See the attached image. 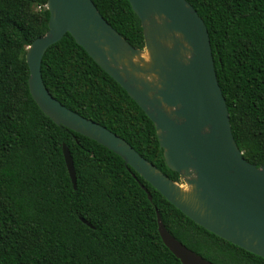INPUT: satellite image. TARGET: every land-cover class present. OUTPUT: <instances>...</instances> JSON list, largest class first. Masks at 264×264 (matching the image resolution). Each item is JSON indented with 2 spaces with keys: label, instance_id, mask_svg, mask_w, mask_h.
Returning a JSON list of instances; mask_svg holds the SVG:
<instances>
[{
  "label": "trees",
  "instance_id": "obj_1",
  "mask_svg": "<svg viewBox=\"0 0 264 264\" xmlns=\"http://www.w3.org/2000/svg\"><path fill=\"white\" fill-rule=\"evenodd\" d=\"M186 1L206 26L236 145L260 167L264 0ZM92 2L131 46L143 47L140 22L127 0ZM46 3L0 0V264H181L159 237L157 213L178 242L212 264H264L195 224L119 156L42 113L28 89L25 52L47 31ZM41 77L67 109L180 181L164 162L152 122L69 34L45 52ZM62 145L72 158L75 188Z\"/></svg>",
  "mask_w": 264,
  "mask_h": 264
},
{
  "label": "water",
  "instance_id": "obj_2",
  "mask_svg": "<svg viewBox=\"0 0 264 264\" xmlns=\"http://www.w3.org/2000/svg\"><path fill=\"white\" fill-rule=\"evenodd\" d=\"M127 1L140 22L141 49L113 29L92 0H47V31L25 52L32 99L54 124L119 156L195 224L264 259V165L247 162L233 138L203 20L186 0ZM65 34L152 122L164 162L179 182L123 139L51 96L42 81L41 61ZM62 154L75 188L73 162L65 145ZM156 215L162 243L181 264H212L178 242Z\"/></svg>",
  "mask_w": 264,
  "mask_h": 264
}]
</instances>
